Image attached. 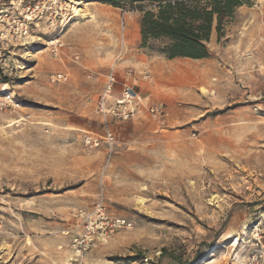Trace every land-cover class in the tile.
I'll use <instances>...</instances> for the list:
<instances>
[{
	"label": "rangeland",
	"instance_id": "1",
	"mask_svg": "<svg viewBox=\"0 0 264 264\" xmlns=\"http://www.w3.org/2000/svg\"><path fill=\"white\" fill-rule=\"evenodd\" d=\"M245 1L217 36L232 23L249 36L238 56L222 54L229 70L178 59L174 77L188 85L170 81L147 106L166 110L163 124L148 113L124 126L90 101L101 92L95 48L101 29L124 39L140 13L0 0V264H264V0ZM203 69L205 83L190 86ZM106 129L113 144L84 143ZM97 204L106 217L89 223ZM117 217L131 227L110 231Z\"/></svg>",
	"mask_w": 264,
	"mask_h": 264
},
{
	"label": "crops",
	"instance_id": "2",
	"mask_svg": "<svg viewBox=\"0 0 264 264\" xmlns=\"http://www.w3.org/2000/svg\"><path fill=\"white\" fill-rule=\"evenodd\" d=\"M240 9L241 7L237 11H241ZM139 20L140 16L136 18L134 22H128L126 29L127 36L124 37V39H120L118 27L114 28L109 26L101 29L100 33L103 35H100V39L102 38L104 41L99 44V47L95 48L94 71L97 73L96 81L98 82V89H100V91L103 90L106 75L108 73H113L117 78L114 93H118L123 84H129L141 96L137 114H134L135 117L133 115L126 120H122L121 122L124 126L131 124L133 120L149 113L147 106L149 105L150 98L152 95L156 94V91L161 86H166L170 81V85L173 87H185L188 85V81L184 82L182 80H177L176 77H174L175 71L172 69L175 68L174 66L178 59L185 57L169 59L162 54L148 52L140 47L141 36ZM108 33L110 36H107ZM242 34L241 25L239 23H232L226 27L225 35L220 40L213 28L207 42L209 56L195 60L203 65H216L218 66L217 68H220L221 72L224 73L225 70H229L226 65L230 63H228L222 54L225 53V50L232 49V51H234L232 56H235L239 50H242L249 40L248 34H245L246 36H242ZM255 43L254 39V42H250L249 44L253 45ZM234 60L235 59H232L231 62L237 64ZM168 70L169 72L171 71L170 75ZM200 71L201 72L198 73H200L201 77L207 76V74L209 75L210 72L209 69ZM143 72L149 73V78H144L142 75ZM204 78L205 77L200 81L199 79H191L190 86H200V84L205 83Z\"/></svg>",
	"mask_w": 264,
	"mask_h": 264
},
{
	"label": "trees",
	"instance_id": "3",
	"mask_svg": "<svg viewBox=\"0 0 264 264\" xmlns=\"http://www.w3.org/2000/svg\"><path fill=\"white\" fill-rule=\"evenodd\" d=\"M140 13V47L172 59L209 56L212 29L222 36L224 24L245 0H88ZM151 41H160L157 47ZM1 73V70H0ZM5 78V76H3ZM162 249L161 255H164ZM177 260L173 254H168ZM182 263L181 259L178 260Z\"/></svg>",
	"mask_w": 264,
	"mask_h": 264
},
{
	"label": "built area",
	"instance_id": "4",
	"mask_svg": "<svg viewBox=\"0 0 264 264\" xmlns=\"http://www.w3.org/2000/svg\"><path fill=\"white\" fill-rule=\"evenodd\" d=\"M50 43L54 54H57L58 50H60V48L63 46V42H61L57 37L51 40ZM142 75L144 78H149V73L147 72H143ZM65 77L66 75L63 72H54L50 74L49 78L51 82H59L61 80H64ZM116 84L117 78L115 74L108 73L106 75V81L103 90L94 99L90 101H92L97 112L103 115H112L119 120H125L130 118L137 112L141 96L129 84H123L119 92L114 93V88ZM6 104L7 102L5 101L0 102V107L5 106ZM148 111L158 124H163L167 116V112L161 105L150 106L148 108ZM83 141L86 145L90 147H97L100 146L102 142L111 145L113 144L115 139L112 132L109 129H106L104 134L99 137H93L89 134L84 135ZM93 215L97 216L98 218H105L106 215L104 214L103 206L97 204L95 214H84L83 219L89 220L90 223V220L92 219ZM105 223L109 226L110 231L120 227H131L130 221L119 217L109 218L106 220ZM83 241L85 242V240ZM81 242L82 241L76 242V244L79 245V247H77L76 249V256L78 257H81V249H83V247L81 248ZM84 245L86 246V242L84 243ZM77 261L78 258H75V260H71L69 264H82L80 260L78 262Z\"/></svg>",
	"mask_w": 264,
	"mask_h": 264
},
{
	"label": "bare ground",
	"instance_id": "5",
	"mask_svg": "<svg viewBox=\"0 0 264 264\" xmlns=\"http://www.w3.org/2000/svg\"><path fill=\"white\" fill-rule=\"evenodd\" d=\"M73 10H74V12H75V13H78V9H77L76 7H74V9H73ZM83 14H84V13H82V15H83ZM83 17H84V16H83ZM28 18H31V17H30V16H28ZM236 241H237V240H236Z\"/></svg>",
	"mask_w": 264,
	"mask_h": 264
}]
</instances>
